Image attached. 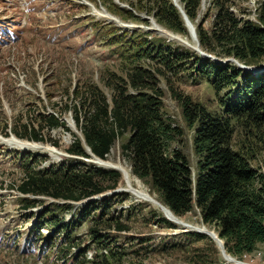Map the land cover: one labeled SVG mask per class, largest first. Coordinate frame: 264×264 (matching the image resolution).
Here are the masks:
<instances>
[{"label": "trees", "instance_id": "obj_1", "mask_svg": "<svg viewBox=\"0 0 264 264\" xmlns=\"http://www.w3.org/2000/svg\"><path fill=\"white\" fill-rule=\"evenodd\" d=\"M121 1L132 9L124 13L113 0L101 3L112 6L124 22L148 24L136 14L144 12L163 28L191 41L172 0ZM247 1L210 0L215 11L209 26L204 28V19L199 17L201 0H178L194 26L201 50L214 59L154 32L128 30L107 21L94 22L97 43L105 40L104 45L114 58L110 63H119L122 74L115 71L105 76L110 98L99 86L85 81L76 88L72 86L71 95L67 92L71 105H66L65 110L73 114L82 136L67 126L62 113H24L23 132H14L18 138L60 148L50 138L52 131L63 128L73 137L66 150L71 157L62 162L41 168V163L36 166L37 160L31 161L27 153V158L17 163L24 173L17 185V191L25 197L20 199L24 208H35L38 200L33 197H50L63 203L53 204L48 213L50 224L63 228L65 233L56 237L55 232L46 239L44 235L38 239L29 237L30 242L40 241V249H48L46 264L60 259L66 264L68 257L74 264L122 263L123 255L107 245L101 230L111 227L127 231L129 226L115 215L105 219L103 212L88 219L91 211L96 213L101 207L100 201L91 202L90 207L76 208L71 204L117 186L122 179L120 172L74 157L91 158L90 150L95 157L107 160L119 140H124L122 153L131 164L132 173L157 193L159 201L181 219L197 208L202 222L215 231L232 257L244 261L259 244H264V173L254 166L258 148L264 144V0H256L253 19L248 17L249 11L242 9V3ZM85 9L71 7L74 14ZM229 58L259 71H247L230 60L219 62ZM180 78L203 83L212 92L218 110L212 111L180 91L175 83ZM161 79L191 131L195 169L182 148V128L163 109ZM71 211L78 215V225L92 224L89 236L97 245L92 259L86 258L92 245L81 248L73 227L56 219L59 212ZM164 222L170 228L177 226L167 219ZM185 235L193 241L210 240L197 232L188 231ZM56 239L58 242L53 244ZM103 247L109 249L108 254L100 250ZM77 249L80 250L74 252Z\"/></svg>", "mask_w": 264, "mask_h": 264}, {"label": "rangeland", "instance_id": "obj_2", "mask_svg": "<svg viewBox=\"0 0 264 264\" xmlns=\"http://www.w3.org/2000/svg\"><path fill=\"white\" fill-rule=\"evenodd\" d=\"M113 1L120 6L124 13H126V10L132 9L127 2ZM209 3L210 0H201L199 17L204 19V28L209 26L210 16L215 11ZM256 5V0H248L242 3L241 6L242 9L249 11L248 17L253 19ZM30 6L31 11L28 15H24L20 10H17V14L10 10L1 16V20H6L5 25L7 26L24 25L22 27L24 36L28 31L27 29L34 28L35 32L29 34L30 36L27 35L29 36L27 39L15 46L11 44L10 40L3 42L2 47L7 50L0 55V144L7 146L0 147V264H46L48 254L39 252L38 248H33V242L30 246H27V234L35 222H37L36 227L41 226L42 235L51 236L56 232L54 236L57 237L65 233L64 230H61L63 228L56 229V226L50 224L51 215L48 213L50 206L53 204L62 205L61 201L50 197H33L38 200L35 208H24L20 202L23 196L17 191V185L20 184V179H22L24 173L23 170L21 171L18 168L17 163L25 160L27 156L24 154L28 152L31 161L37 160L38 164L36 166L41 163V168L48 167L51 162H62L64 158L71 157L66 150L73 142V137L70 132H66L63 128L52 131L50 138L58 142L61 145L60 148H55L50 143L34 142L31 139L26 140V138L21 140L29 141L28 143L32 142L30 144H35L36 149H20V147L12 146L8 142L5 143L4 140L16 136L14 134L16 130L23 132L22 125L26 119L24 115L26 111L32 114L38 112L49 113L53 110L59 114L62 113V119L66 121L67 126L78 136H82L76 127L73 114L65 110L66 105H71V99H67V92L71 95L72 86L75 85L76 88L79 83L85 81L99 86L110 98L111 92L106 87L105 76L110 73L115 74V71L122 74V69L118 68L119 63H110V60L114 58L104 45L105 40L99 44L90 40L92 34L95 33L94 22L107 19L97 15V12L105 11L116 22H124L112 6L103 5L101 0H31ZM83 6L87 8L84 12L74 14L71 10V7L76 10V7L82 8ZM7 8V4H0V12ZM118 14L119 16H117ZM136 14L140 19L146 20L148 24L126 21L125 23L129 24L130 28L148 31L147 28L153 25V27L164 30L161 31L163 33L175 35V37L190 43L196 53L203 52L197 37L191 34L188 27V38L191 41L163 28L151 15L144 12ZM89 15L97 16L92 18ZM74 20H76L78 26L76 30ZM68 22L69 24L65 28H69V30L64 40L61 27ZM111 22L115 23V21ZM37 27L39 28L38 32ZM110 27L113 28L114 26ZM49 33H57L58 39L56 41L46 39L45 37ZM157 34L167 38L163 34ZM167 41H169L168 38ZM171 41L179 42L175 39ZM179 44L189 48L182 42H179ZM78 48H80V52L77 51ZM228 60L238 64L230 58L222 59L221 62ZM180 79L177 82L173 81L178 85L180 91L189 95L194 101L205 105L208 109L218 110L212 92L203 83L198 84L192 79ZM159 86L165 93L163 109L182 128L184 132L182 148L188 155L192 169H195L196 155L191 146V131L187 129L180 115L179 106L170 96L165 81L161 79ZM68 87L69 91H67ZM123 142L124 140L117 141L108 159L102 161L106 165L98 162L101 160L94 158L90 152L91 158L73 156L98 167L116 170L122 174V179L119 180L113 190H108L102 195L80 202H71L77 208L85 205L90 207L91 202L100 201L101 207L97 208L96 213L91 211L88 219L103 212L105 219L115 215L117 220L129 226L127 231H119L111 227L102 228L101 230V235L105 236L107 245L113 248L115 252L118 251L123 255V261L120 264L226 263L218 244L213 240L193 241V238L185 235L190 230L181 227V222H186L193 227H204L208 231H214L202 222L197 208L185 215L183 219L175 216L159 201L157 193L150 190L145 182L132 173L131 164L122 153L121 144ZM11 143L15 144L14 142ZM263 145L259 146L258 155L254 161V166L262 173H264ZM22 146H25V144H22ZM14 151H17V153ZM31 164L34 165V163ZM126 173L129 174L128 177L125 176ZM104 198L107 201H103ZM165 216L169 218L171 223H176V228H170L164 222ZM56 219L63 221L62 225L73 227L77 237L76 241L81 244V248L92 245L91 248L87 249L86 256L87 259H92V256L94 257L96 254L97 247L89 236L91 233L89 227L92 224L88 222L89 225L84 223L78 225V215L75 214V211L59 212ZM56 242H58V239L53 244ZM26 248L30 252L28 256L26 255ZM100 250L105 254L109 253L107 247L100 248ZM77 251L79 250L77 249L74 252ZM47 252L48 249L45 250V253ZM243 260L250 264H264V244H259L257 250L253 254L244 257ZM62 262V259H60L54 264H62ZM113 264L119 263L113 261Z\"/></svg>", "mask_w": 264, "mask_h": 264}, {"label": "water", "instance_id": "obj_3", "mask_svg": "<svg viewBox=\"0 0 264 264\" xmlns=\"http://www.w3.org/2000/svg\"><path fill=\"white\" fill-rule=\"evenodd\" d=\"M173 1V4L178 8L179 12L181 13L182 17H183V20H184V23L185 25L188 27L189 31L191 32V34L193 36L196 37V33L194 31V27L192 25V23L189 21V19L187 18L186 14L183 12V10L181 9V7L175 3V0H172ZM201 55L203 56H206V57H209V58H213L212 56H210L209 54H206L204 52H199ZM240 67L244 68L245 70L247 71H252V72H256V71H259V68H252V67H247V66H243L241 64H238ZM258 69V70H257ZM94 156V155H93ZM95 157V156H94ZM166 217V216H165ZM166 219L169 221V218L166 217ZM171 222V221H170ZM174 223V222H172ZM176 224V223H174ZM181 227H186L188 230L190 231H194V232H197V233H201V234H204L206 236H208L211 240H213L216 244H218V247H219V250L221 251V254H222V257L224 259V261L226 263H231V264H250L248 262H245V261H242V260H238L234 257H232L231 255H229L225 249H224V245H223V242L222 240H220L217 236L216 233H214V231H208L206 228L202 227V228H198V227H193L189 224H187L186 222H181Z\"/></svg>", "mask_w": 264, "mask_h": 264}, {"label": "bare ground", "instance_id": "obj_4", "mask_svg": "<svg viewBox=\"0 0 264 264\" xmlns=\"http://www.w3.org/2000/svg\"><path fill=\"white\" fill-rule=\"evenodd\" d=\"M175 2L176 3H178V0H175ZM100 15H102V17H106V18H108V19H111L112 17H110L108 14H106L105 13V11L104 12H98ZM151 27L152 28H156V27H153V25H151ZM156 31V30H155ZM163 33V32H162ZM165 36H167L168 38H170V39H175V40H178V39H180V38H177V37H175V35H172V34H167V33H163ZM190 44V43H189ZM191 45V44H190ZM4 142L5 143H7L8 142V144H10V145H12V146H17V147H20V148H25V149H27V148H33V149H36L35 148V144L34 145H31L30 143H32V142H30V143H28V142H25L24 140H21L20 138H18V137H16V136H11L9 139H5L4 140ZM11 142H14L15 144H18V145H15V144H12ZM22 144H25V146H22ZM54 150H56L55 148H54ZM89 152H90V150H89ZM91 153V152H90ZM92 154V153H91ZM94 158H97V159H99V160H101L100 158H98V157H94ZM98 161V160H97ZM102 161H104V160H101V161H98V162H101V163H103V164H105L106 165V163L105 162H102ZM108 167V166H107ZM112 169V168H111ZM128 173H126V175L125 176H127L128 177Z\"/></svg>", "mask_w": 264, "mask_h": 264}]
</instances>
